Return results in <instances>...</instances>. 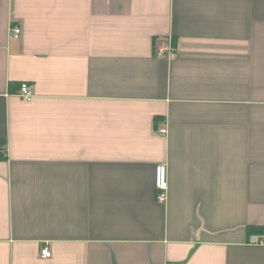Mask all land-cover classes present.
Instances as JSON below:
<instances>
[{
  "label": "crops",
  "instance_id": "0c3cea01",
  "mask_svg": "<svg viewBox=\"0 0 264 264\" xmlns=\"http://www.w3.org/2000/svg\"><path fill=\"white\" fill-rule=\"evenodd\" d=\"M0 264H264V0H0Z\"/></svg>",
  "mask_w": 264,
  "mask_h": 264
},
{
  "label": "built area",
  "instance_id": "2783aa9c",
  "mask_svg": "<svg viewBox=\"0 0 264 264\" xmlns=\"http://www.w3.org/2000/svg\"><path fill=\"white\" fill-rule=\"evenodd\" d=\"M20 34L19 28L12 29L11 36L14 38H18ZM175 53V49L171 44V39L168 40V44L166 45H160L156 49V55L159 57L166 56L172 57ZM17 95L25 102H30L34 97V91L33 86L31 83L28 82H22L19 85V89L17 91ZM158 133L165 134L167 132L166 126H159L157 128ZM155 187L159 190L156 194V200L158 202H164L166 198V189H167V178H166V167L165 165H159L156 167L155 170ZM259 243L261 241L258 240ZM40 253L42 257H50V251L48 247H43L40 250Z\"/></svg>",
  "mask_w": 264,
  "mask_h": 264
},
{
  "label": "trees",
  "instance_id": "16d2710c",
  "mask_svg": "<svg viewBox=\"0 0 264 264\" xmlns=\"http://www.w3.org/2000/svg\"><path fill=\"white\" fill-rule=\"evenodd\" d=\"M249 229L253 230V231H258L261 232L263 230V228L261 226H249Z\"/></svg>",
  "mask_w": 264,
  "mask_h": 264
}]
</instances>
